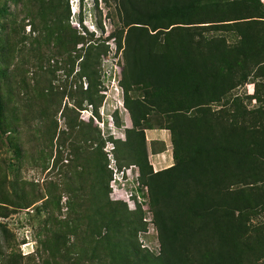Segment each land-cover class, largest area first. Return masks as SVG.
<instances>
[{
	"label": "trees",
	"instance_id": "1",
	"mask_svg": "<svg viewBox=\"0 0 264 264\" xmlns=\"http://www.w3.org/2000/svg\"><path fill=\"white\" fill-rule=\"evenodd\" d=\"M99 1L115 7L110 38L122 51L120 83L133 124L125 130V158L147 186L160 246L155 254L139 243L142 212L129 217L125 205L109 209L101 216L104 234H116L105 248L111 264H264V102L255 81L264 76L261 3ZM59 29L60 44L73 52L72 67L77 63L86 81L80 96L95 113L103 44L78 29L66 35ZM249 83L252 94L238 92ZM4 97L0 133L19 132L17 115L6 117ZM154 128L170 132L174 160L157 171L144 133ZM96 254L95 246L89 264L103 263H93Z\"/></svg>",
	"mask_w": 264,
	"mask_h": 264
},
{
	"label": "rangeland",
	"instance_id": "2",
	"mask_svg": "<svg viewBox=\"0 0 264 264\" xmlns=\"http://www.w3.org/2000/svg\"><path fill=\"white\" fill-rule=\"evenodd\" d=\"M259 2L264 16V0ZM0 10V94L8 121L17 115L20 125L19 132L0 133V264H89L95 246L93 263L111 264L105 248L116 234H104L101 215L123 205L129 217L142 212L146 225L138 241L158 253L147 186L133 159L125 158V130L133 124L120 83L122 51L110 38L114 5L0 0ZM250 12H256L253 5ZM59 28L62 35L78 29L88 41L103 44L95 113L80 96L86 81L77 76L78 64L72 67L73 52L60 44ZM255 81L264 102V76ZM238 92L252 94L254 84ZM146 144L153 171L172 165L170 132L166 143ZM164 145L170 150L165 147L162 164L155 166L150 154ZM103 235V242L94 241Z\"/></svg>",
	"mask_w": 264,
	"mask_h": 264
},
{
	"label": "crops",
	"instance_id": "3",
	"mask_svg": "<svg viewBox=\"0 0 264 264\" xmlns=\"http://www.w3.org/2000/svg\"><path fill=\"white\" fill-rule=\"evenodd\" d=\"M145 135H146V139L150 142V141H156V140H161L163 142L166 143L167 139L169 138V132L166 129H146L145 130ZM167 145V144H166ZM164 148L161 149L160 151H156L155 153H152L150 155H154V162H155V166H159L162 164V156L166 155V152H164L165 147L167 146H163ZM167 150L169 149V146L167 147ZM168 155V154H167Z\"/></svg>",
	"mask_w": 264,
	"mask_h": 264
}]
</instances>
